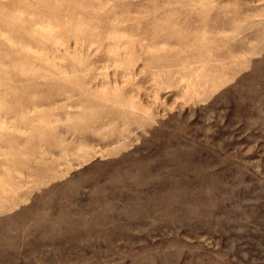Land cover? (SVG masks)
<instances>
[{"label":"rangeland","instance_id":"obj_1","mask_svg":"<svg viewBox=\"0 0 264 264\" xmlns=\"http://www.w3.org/2000/svg\"><path fill=\"white\" fill-rule=\"evenodd\" d=\"M0 264H264V0H0Z\"/></svg>","mask_w":264,"mask_h":264}]
</instances>
